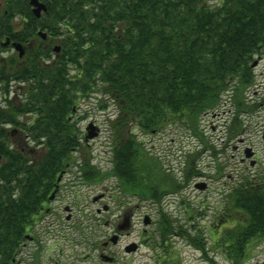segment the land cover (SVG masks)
Segmentation results:
<instances>
[{"label": "trees", "instance_id": "trees-1", "mask_svg": "<svg viewBox=\"0 0 264 264\" xmlns=\"http://www.w3.org/2000/svg\"><path fill=\"white\" fill-rule=\"evenodd\" d=\"M41 1L48 10L40 17L30 0H6L0 15V264L11 263L79 145L70 119L81 97L98 91L118 106L109 119L113 172L139 200L157 203L184 180L165 175L162 162L134 140L133 121L156 130L165 119H184L201 134L199 117L218 108L225 93L235 106L232 137L242 129V114L259 106L245 94L255 84V56L264 50V0ZM7 39L22 43L25 54L1 55L11 47L2 45ZM37 146L45 148L42 157ZM195 163L192 155L186 159L185 180ZM255 176L231 187L220 214L227 223L239 213L237 256L264 233V173ZM160 211L155 243L174 260L170 238L183 235V226Z\"/></svg>", "mask_w": 264, "mask_h": 264}, {"label": "rangeland", "instance_id": "rangeland-1", "mask_svg": "<svg viewBox=\"0 0 264 264\" xmlns=\"http://www.w3.org/2000/svg\"><path fill=\"white\" fill-rule=\"evenodd\" d=\"M218 1L209 0L213 4ZM5 2L6 0H0V15L4 11ZM47 37V33L46 37L41 35L42 39H47ZM56 45L60 47V51V42H57ZM23 47L26 51V47L24 45ZM12 53L20 55V52L13 46L3 51L1 55L6 57ZM255 59L258 61L254 67L255 84L245 95L249 102H257L259 106L253 111H245L242 114V129L232 137L228 134V127L231 124L235 106L231 101V94L225 93L218 108L205 112L199 117L196 131L201 134H194V129L188 128L184 124V119H181L182 121L175 119L167 121L165 119L164 123L159 124L156 130L143 129L138 126L136 121H133L131 131L135 135L134 140L140 142L142 148L152 157L162 162L165 175H171L180 181L184 180V184L177 191H170L171 188L165 189L171 193L162 196L160 204L149 200H139L136 197V203L140 204V208L136 215L137 223L134 234L137 236L135 239H139L140 231L142 227H145L148 230L146 233L148 243L142 246L140 251L128 256L129 263L122 264H264V233L252 236L242 246V254L237 256L238 234L236 232L238 231L236 228L239 224L236 222V218L239 217V213H236L237 216H233L234 219L229 217L231 220L227 223L223 220L224 218L220 219V214L226 210L227 198L225 196L231 187L240 183V180L245 176L252 177L256 171H264V50L262 54L256 55ZM13 94L15 93L13 92L11 95ZM118 112V106L102 92H93L88 97L83 96L79 99L76 113L70 119L71 124L73 123L76 127L75 132L78 134L79 145L73 148L65 165L66 163L71 164L69 175L72 180H81L82 177L84 183H68V189L63 192V203L59 201L53 203V206L60 203L62 212H64V206L66 209L71 208L72 211L65 210V213H62L63 218L73 212L74 207L78 210L86 208L89 217L95 216L96 209L102 208L104 203L110 205L112 209H116L115 206H112L113 199H101L99 194L104 191L114 192L117 185L113 172L112 131L109 119H115ZM90 124L95 127L94 131L99 129V134L86 139L85 132L89 133L87 128ZM15 136L16 139L22 138L21 134H15ZM204 139L206 143L203 141ZM29 147L31 146H27L28 150ZM246 147L247 150H252V147L257 150L259 154L257 166L254 167L249 161L242 160L243 157L245 158ZM44 152L40 153L41 157ZM191 155L196 163L192 176L185 180L186 159ZM85 173H93V176H98L88 178ZM155 174L159 175L157 172ZM196 182L200 189L195 188ZM207 183L209 186L206 189ZM53 189L54 187L51 190ZM160 210L169 211L174 222L183 226V231H181L183 235L173 233L174 235L170 238L171 255H176L174 260H170L167 256H161L163 247L155 243L157 238L154 234H157ZM145 211H148L147 215H145L147 213ZM81 215L78 211L79 218L82 217ZM106 215L108 217L111 213ZM147 216L151 218V221L146 224ZM108 229L105 226L104 230ZM105 231L99 232L104 234ZM149 235H151L150 238ZM186 236L192 237L194 242L191 244L190 239H187ZM53 241L55 238L48 240L44 246L49 247ZM127 242L125 240L118 246L120 253L124 252L123 245ZM99 246L101 247V244ZM57 248L59 247H50V256L47 255L49 257L46 256L43 248L38 256L40 264L55 262L59 258ZM109 250H115V248ZM23 252L25 254L26 250ZM96 253L98 255L99 250ZM96 253L90 255L89 262L92 259L99 261ZM18 254L17 257L25 256L23 253L18 252ZM122 256L123 254L120 258H126V256ZM12 264H17V262ZM30 264H33L32 260Z\"/></svg>", "mask_w": 264, "mask_h": 264}, {"label": "flooded vegetation", "instance_id": "flooded-vegetation-1", "mask_svg": "<svg viewBox=\"0 0 264 264\" xmlns=\"http://www.w3.org/2000/svg\"><path fill=\"white\" fill-rule=\"evenodd\" d=\"M98 130L99 129H97V132ZM84 137L86 139L88 138L86 132ZM41 150H45L44 146H37L35 148V153H39ZM244 153L245 158H242L243 161H249L254 167L259 164V154L254 147H252V150H247L246 147ZM247 153H252L251 158L246 157ZM70 166L71 164L66 163L65 167L60 171L54 189L49 192L48 197L43 202L41 211L39 212L40 214L37 216L35 215L33 218L29 229L32 230L27 232L26 240L21 243L17 250V254L12 258L10 264L16 262L17 264H30L31 260L33 264H40L38 256L43 248L46 256H50V247L54 246L59 247L57 248V255L59 258L51 264L129 263V261H127L129 258L128 256L140 251L141 247L148 243L146 236L148 230L145 227H142L139 239H135L137 236L134 234L137 223L136 215L140 208V204L138 205L136 203V192L134 189L132 187H127L123 178L117 174L114 175L117 181L115 191H104L99 194V198L101 197V199H113L112 206H115L116 209H112L110 205L104 203L102 208L99 207L96 209L95 216L89 217L86 208L78 210L74 207V209L77 210L76 213L75 210H73V212L69 213V215H65L63 218L62 213H65V210H71V208L66 209L64 206V212H62V209L60 208L61 204L59 203L53 206V203H56L57 201L63 203L64 199L62 196L63 192L68 189V183H84V178L82 177L81 180H72L69 175ZM259 172L264 173V171H256L250 178H256L255 175ZM194 186L195 188H198V182H196ZM208 186L207 183L206 189ZM70 204H73V202H70ZM78 211L82 214L81 218L78 217ZM145 212H147L145 213V215H147L148 211ZM107 213H111V215L106 217ZM105 226L109 228V231L104 230ZM99 231L105 232L102 234V232ZM150 236L151 235H149V238ZM51 238H55V241H53L49 247L44 246V244L47 243L48 240H51ZM125 240L128 242L123 245L124 252L120 253V251H118V246ZM100 244L101 247L99 246ZM112 248H115V250L117 248V250H109ZM23 250H26L25 254ZM98 250L99 253L97 255L96 252ZM18 252L20 254L23 253L25 256L22 255V257H17V255H19ZM95 253L97 258H99V261L92 259V261L89 262L90 255H95ZM122 254L123 256H126V258H120Z\"/></svg>", "mask_w": 264, "mask_h": 264}, {"label": "water", "instance_id": "water-1", "mask_svg": "<svg viewBox=\"0 0 264 264\" xmlns=\"http://www.w3.org/2000/svg\"><path fill=\"white\" fill-rule=\"evenodd\" d=\"M30 4L33 8L34 13L40 17L42 15L43 12H46L48 10L47 5L42 2L41 0H30ZM0 9H1V3H0ZM40 35H42L43 37H46V33L45 32H40ZM9 39L4 42V45H7L9 43ZM14 47L20 52V56L24 55L25 49L22 45V43H18V42H14L13 43ZM60 49L59 46L56 47V50L58 51ZM258 61H254L253 66H255L257 64ZM95 127L93 126V124H90L88 127L89 133H88V137H94L95 135H97V132L94 131ZM252 153H247V157H251ZM151 218L150 217H146L145 219V223H150Z\"/></svg>", "mask_w": 264, "mask_h": 264}]
</instances>
